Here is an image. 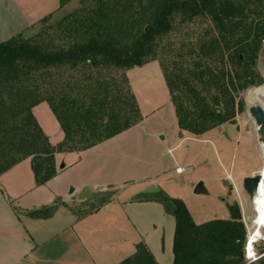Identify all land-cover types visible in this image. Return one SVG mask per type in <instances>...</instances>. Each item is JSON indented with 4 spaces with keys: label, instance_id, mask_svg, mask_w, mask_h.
<instances>
[{
    "label": "trees",
    "instance_id": "1",
    "mask_svg": "<svg viewBox=\"0 0 264 264\" xmlns=\"http://www.w3.org/2000/svg\"><path fill=\"white\" fill-rule=\"evenodd\" d=\"M68 1L60 0V6ZM262 1L79 0L85 6L72 13L66 25L76 36L68 49L50 51L20 36L0 42V144L6 142L13 146V139L19 137L27 147L25 153L7 164L0 159V173L19 160L39 153L32 151V145L42 136L47 145L48 164L39 168L32 162L35 181L42 184L55 175L54 153L85 150L140 121L126 71L154 60L166 35L195 19L206 17L217 29L213 27L204 37L183 45L185 50L180 58L187 56L188 65L181 60L172 68L161 63L178 127L199 135L232 121L243 107L240 100L243 93L259 84L250 68L264 39V25L248 20L247 11H250L249 3L256 6ZM169 49L164 50L170 52ZM78 66L109 69L114 74L107 81L92 82L94 87L86 94L89 99L80 94L82 91L76 94L79 98L64 92L66 95L52 104L47 92L45 97L42 94L28 103L25 98L9 105L8 109H18L17 114L13 112L8 121L3 120L2 110L10 101L3 90L31 96L38 88H31L26 81L36 72L53 68H61L63 72L62 68ZM118 75L122 78L118 79ZM116 99L123 104V113L117 112ZM42 101L48 103L63 131V140L57 145L50 144L32 113V107ZM132 199L156 201L174 216L171 264H244L247 231L236 203L227 206V219L196 223L180 199L160 188ZM52 206L28 211L29 216L47 218L55 208ZM44 210L50 213L42 215ZM258 262L264 263V257ZM117 264L159 263L146 245L139 242L135 252Z\"/></svg>",
    "mask_w": 264,
    "mask_h": 264
},
{
    "label": "crops",
    "instance_id": "2",
    "mask_svg": "<svg viewBox=\"0 0 264 264\" xmlns=\"http://www.w3.org/2000/svg\"><path fill=\"white\" fill-rule=\"evenodd\" d=\"M151 71L157 74L158 83L163 84L165 91L163 95L167 101L166 106L162 108L163 118L155 126L151 125L149 116H154L164 105L141 104L136 91L137 87L148 82L147 77L151 74ZM126 76L137 100L141 116L140 121L85 150L54 153V165L57 167L55 175L42 184H37L35 181L30 157L22 159L23 161L20 160L24 172L28 173L25 176L26 180L29 181V175L32 177L26 187L18 188L8 176L9 170L0 173V185L3 188V190L0 189V194L4 199L2 204L7 207L2 208L6 214L2 215L3 221L0 220V231H2L0 233V245L5 246L7 244L9 249L11 246L10 252L9 249L5 253L0 252V264H75L73 259L67 257L63 259H43L40 251L45 245L44 241L37 242L36 245L26 241L29 231L21 220L22 218H30L26 213L23 216L21 215V218L19 214H16V209L21 208L25 211L41 209L54 205L57 200L66 201L73 195L83 194L84 191H87L86 188L92 187L95 176L98 177L99 169L94 177L90 176L98 164L97 162H102L106 158H109L112 162L111 171L117 167L122 173L119 180L106 182L107 188H114L121 185V183L124 184L123 182H140V184L131 187L134 189L133 194L127 199H117L116 201V194L100 209L84 215H74L73 222L69 225L65 224L63 229L73 235L74 242H76L74 245H82L78 235L79 228L81 226L88 228L86 223L89 224L90 218L99 216L103 211L110 210L112 212L110 208H114L116 213L117 211L123 213V217L120 214L119 218L120 220L124 219L122 224L126 225L127 229L132 232L133 237L122 236L121 239L116 241V244L124 247L125 251L114 264L133 254L136 244L139 242L146 245L159 264H171L173 262L174 216L167 213L163 205L156 201L132 199L140 193H149L160 188L169 196L180 199L187 208H190L187 203L188 199L192 202H201L204 199L202 197L214 199L225 195L230 200L223 199V207L226 208L229 204L236 203L243 213L245 198L243 201L240 199L243 196L242 191H244L242 179L255 174L260 168L261 157L257 150L259 138L236 122L221 124L199 135L180 130L169 91L157 61H150L141 66L132 67L126 71ZM32 113L50 144L57 145L63 140L64 134L60 124L46 102H40L33 106ZM145 121L147 123L142 124ZM218 127H220L219 131L225 135L219 139L216 137L213 141L210 136L217 131ZM238 148L241 151L243 163H246L249 155L252 158L254 157V163L252 165L247 164L246 169H236V162L233 161L235 155L233 150H238ZM205 156L207 161L204 160ZM79 165L82 166V172L88 174V177L91 178L84 181L81 178L78 182H74V175ZM66 169L70 170L69 175L63 180L59 179L60 174ZM178 176H183L184 183H179ZM199 181L203 184L204 192L194 193L193 186ZM54 184H57V187L54 186L52 191L48 185L52 188ZM187 184L192 187L189 188ZM128 186H125L121 191L126 190ZM102 188L104 187L99 189ZM192 188L194 194L191 192ZM46 189H49L50 192L45 191ZM13 206L17 208H13ZM59 210L61 208L55 206L51 216L53 212ZM224 211V214L219 217L207 218L203 221L193 220L196 223H203L210 219H227L229 212ZM65 214L73 215L74 212L65 210ZM51 216L35 220L47 221L51 219ZM115 216L116 214L113 217ZM4 232L10 233V238L5 237L8 233L3 236ZM165 235L168 238V246H170L166 252L164 248ZM10 239L18 242L19 249L12 248L14 243L12 242V244ZM99 249H102V246Z\"/></svg>",
    "mask_w": 264,
    "mask_h": 264
},
{
    "label": "rangeland",
    "instance_id": "3",
    "mask_svg": "<svg viewBox=\"0 0 264 264\" xmlns=\"http://www.w3.org/2000/svg\"><path fill=\"white\" fill-rule=\"evenodd\" d=\"M242 1L247 2V0ZM83 4L84 5H80L79 0H70L63 6H60V0H0V42L7 40L13 36H20L22 40H26L30 44H39L42 47H47L50 51L57 49H68L69 46H71V44L74 42L73 39H75L76 36L70 33L66 25L70 20L71 14L85 6V3ZM249 8L250 11H247L249 14L248 20L252 19L253 22H259L260 26H263L264 0L261 3H258V5L256 6L255 4L249 3ZM259 10H261L260 13H257V11ZM213 27L214 29H217L215 24L206 17L195 19L189 23L179 25V29L166 35V38H164V41H162V48L160 50L158 49L157 56L152 61H157L161 70V63L170 65L169 67L172 68L173 66L176 67V65L181 60V62H184V65H188L187 56L184 57V55H182V57L180 58L181 54H183L185 50V48H183V45L185 44L187 46L189 40H193L197 37H204L207 31ZM239 31L240 29H238L237 32ZM166 47L168 49L170 48L169 50L171 51L168 52L167 50H164ZM62 69L64 70L63 72L60 71L61 68H53V70L50 69L47 71L36 72L32 79H29L27 81L25 80L27 85L31 88L33 86L38 88V91L33 92V95L31 96L21 95L20 93H17L15 91H7V89L3 90L4 93L6 92V97L10 100L9 102H7L5 109L2 110L3 120L8 121L13 112L17 114L16 110L18 109L14 110L13 108H8L9 105L19 102V100L21 99L26 98L25 103H28V100L41 97L42 94L45 97L47 92L51 95L52 104H55L59 98L61 99L62 96H65L66 94L64 92H67L74 97L79 98V96H76V94L82 91V93L80 94H83L85 95V97H87L86 94H89V92H91V89L94 87V84L92 82H98L102 80L107 81L108 78H112V75L114 74L109 71V69H95V67L93 69H89V67L87 66H78L73 69L65 67ZM250 69L254 73L255 82L259 84L254 87L248 88L243 93L242 97L240 98V100L243 101V107L236 113L234 119L227 123H239L244 129H248L252 133V135L257 136L256 126L253 119L248 113V107L253 104L259 105L258 101L253 96V92L257 88L264 87V39L261 41L258 47V51L254 57V64ZM167 70H169V68ZM153 72L154 71H151V74L148 75L147 83H143L139 87L136 86V91L141 104L147 103L148 105H164L154 116H149L151 125L155 126L157 122H159L163 118L162 108L166 106L165 104L167 101L166 97L163 95L165 94L163 84L161 82L158 83L157 74ZM118 76V79L122 78V76ZM88 97L86 99H89ZM122 105L123 104L121 102H118V100L116 99L114 106L116 109L118 108L117 112L123 113L125 111V108ZM104 108L106 109V107ZM102 113L100 114L102 115ZM144 123H147V121L143 122L142 124ZM219 128L220 127H218L217 131L213 132L214 134L210 136L213 141L216 139V137H218L219 139L221 136L225 135L219 131ZM242 141L243 140L241 139V142ZM12 142L14 143L13 146L6 144V142L0 144V159L3 160L4 164L13 161L12 159L19 157L20 155H22V153H25L27 151V147L25 143L23 144L21 138H14ZM233 143L236 144L235 142ZM230 147L232 148L231 142ZM32 149V151H39V153H33L29 156L34 165L38 166L39 168L46 167V165L48 164L46 159L48 157V150L42 136L37 140V142L32 145ZM257 150L262 160L263 148L260 145V141ZM240 152L241 151L239 148L238 150H233V154H235L233 161L236 162L235 164L237 170L246 169L247 164L252 165L254 163V157L252 158L251 155L248 156L246 163H243ZM204 158V160L207 161V157L205 156ZM22 161L19 160L5 170H9L8 176L20 189L26 187L27 183L30 182L32 178L29 175V181L26 180L25 176L28 175V173L24 172L23 166L20 164ZM97 163L98 164L95 166V169L90 174L91 177H94L96 171L99 169L98 177L95 176L96 178L93 181L92 187L86 188L87 191H84L81 195H71L72 197L66 199V201L57 200L55 203L53 202L54 205L57 206V208H61V210H59L58 212H53L52 216L50 215L51 219L47 221L35 220L40 218L29 216L28 210L25 211L21 208L16 209V214H19L21 218L25 213L30 218H22L21 220L29 231L26 241H30L32 245H36L37 242L44 241L43 243L45 245L42 247V251H40L43 259H63L67 257L69 259H73L75 261V264H114L115 261L119 257H122V255L124 254V247L118 246L116 244V241L118 239H121L122 236L131 238L133 237V235L132 232L127 229L126 225L122 224L124 219L120 220L119 218L120 214H122L123 217V213H119V211H117L116 213L114 211V208H110L111 205L108 208H110L112 212H110V210L103 211L99 216L90 218L89 224L86 223V225H88V228L86 226L82 227L80 225L81 228H79L78 233L80 238L79 236L78 238L81 239L82 245H74L76 242H74L73 235H71L69 231L63 229L65 224L69 225L73 222L74 215H84L93 212L96 209H100L104 204L108 203L113 195L116 194V201L117 199H127L133 194L132 191L134 189H132L131 187L140 184V182H131L132 184L130 182H123L124 184L121 183V185H117L114 188H107L106 182H108L109 180H119L122 173L117 169V167L113 169V171H111L112 162L109 158H106V160L102 162L98 161ZM0 169H2V167H0ZM56 169L57 167L55 165V172ZM82 170V166L79 165L78 170L74 175V182H78L81 178L83 181L87 178H91L88 177V174L83 173ZM129 171L133 172V170L130 169ZM69 173V169L64 170L60 174L59 179L63 180V178L69 175ZM184 175L186 176V174ZM182 177L183 176H178L179 183H184ZM195 185L196 184H194V186ZM54 186L57 187V184H54L52 188L48 185V187L52 191ZM125 186H128L127 189L121 191ZM187 186L189 188L192 187L188 184ZM101 187L104 188L100 190L99 188ZM193 188L191 189L192 193ZM0 189L3 190L1 185ZM90 190L95 191L91 192ZM45 191L50 192L49 189H46ZM242 194L243 196H241L240 199H242L243 201L245 198V208H243V213L240 209L242 221L244 223L246 231H251L253 230L252 222L255 216L253 212V205L251 202L252 199L247 195L245 191H242ZM202 198L204 199L201 202H192L189 199L187 200V203L190 206V208H188L189 212L193 216L194 220L203 221L207 218L219 217L220 215L224 214V210L228 211L227 206L226 208L223 207L224 202L222 200H230L229 197L227 198V196L222 195L219 197H215L214 199L211 197ZM3 200L4 199L0 194L1 221H3L4 218L2 215L5 213L2 208H7L3 206ZM235 200L237 201L236 197ZM53 207L54 206H51V208ZM13 208L17 207L13 206ZM65 210H71L74 212V214L66 215ZM41 213L42 215L46 213L49 214L50 211L44 210ZM115 214L116 216L113 217ZM1 232L2 231H0V233ZM7 233L8 232H4L3 236L7 235ZM261 234L264 236V229L261 230ZM5 237L10 238V233H8V235ZM10 242H13L15 244L14 245L12 243L13 249H19L17 241L11 240ZM258 245L259 249H263L264 241L260 242ZM100 246H102V249H99ZM169 247L170 246H168V238L165 235V252L168 251ZM8 249L9 245H0V252L5 253ZM10 251L11 246L9 252ZM155 261L158 262L157 260ZM255 264L264 263L258 262Z\"/></svg>",
    "mask_w": 264,
    "mask_h": 264
},
{
    "label": "water",
    "instance_id": "4",
    "mask_svg": "<svg viewBox=\"0 0 264 264\" xmlns=\"http://www.w3.org/2000/svg\"><path fill=\"white\" fill-rule=\"evenodd\" d=\"M248 113L253 119L256 126V133L259 141L264 140V110L258 104H253L248 107ZM63 166V164H61ZM263 175L260 170L255 174L246 176L242 180V188L247 193L249 197L253 200V196L258 189V185L262 179ZM204 187L201 181H199L194 187V193H203Z\"/></svg>",
    "mask_w": 264,
    "mask_h": 264
},
{
    "label": "bare ground",
    "instance_id": "5",
    "mask_svg": "<svg viewBox=\"0 0 264 264\" xmlns=\"http://www.w3.org/2000/svg\"><path fill=\"white\" fill-rule=\"evenodd\" d=\"M253 96L264 110V87L254 90ZM260 145L263 148V156L259 170L262 172L263 177L258 185L257 191L253 196V200H251L253 205V212L255 214L254 220L252 222V231H254L253 236L258 237L261 236V230L264 228V140L260 142Z\"/></svg>",
    "mask_w": 264,
    "mask_h": 264
},
{
    "label": "built area",
    "instance_id": "6",
    "mask_svg": "<svg viewBox=\"0 0 264 264\" xmlns=\"http://www.w3.org/2000/svg\"><path fill=\"white\" fill-rule=\"evenodd\" d=\"M264 229V228H263ZM254 231H248L244 243V264H255L264 257V248L259 249V243L264 241V236H253Z\"/></svg>",
    "mask_w": 264,
    "mask_h": 264
}]
</instances>
